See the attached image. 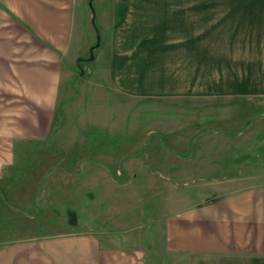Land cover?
Returning <instances> with one entry per match:
<instances>
[{"label": "crops", "instance_id": "crops-1", "mask_svg": "<svg viewBox=\"0 0 264 264\" xmlns=\"http://www.w3.org/2000/svg\"><path fill=\"white\" fill-rule=\"evenodd\" d=\"M87 1L0 0V264H264L263 166L253 170L247 164L245 172L238 167V174L223 180L226 186L189 190L200 195L168 207L169 201L189 191L173 190L161 181L165 174L158 175L147 163V158L156 161L169 171L166 177H177L175 163L186 166L188 176L210 170L226 155L215 152L213 142L234 138L227 133L232 129L212 126L189 135L181 122L170 121L164 138L154 137L161 152L139 156L156 178L152 177L151 190L160 191L164 200L140 210L136 225L104 221L110 229L90 224L44 233L25 231L29 220L50 216L47 200L57 193L64 200L81 202L98 187L86 180L92 168L82 174L56 168L51 152L55 142L50 143L60 123L61 105L75 95V60L88 54L90 44L82 45L80 39ZM99 1L108 2L102 4L101 24L110 39L100 60L109 63L104 70L115 95L181 100V112H227L231 117L238 111L229 103L264 100V0ZM90 56L80 60V69L83 61L98 57ZM173 128L181 133L173 144H188V149L179 151L166 143L176 133ZM46 143L47 152L33 157L31 149ZM167 148L191 154L184 158ZM22 155L25 162L17 167ZM44 162L49 164L45 168ZM95 169L104 182L99 194L107 199L112 180L122 182L113 178L111 168ZM55 170L73 178V184L59 190L43 188V178ZM165 180L172 183L171 178ZM105 210L113 215L122 212L111 205Z\"/></svg>", "mask_w": 264, "mask_h": 264}, {"label": "rangeland", "instance_id": "rangeland-1", "mask_svg": "<svg viewBox=\"0 0 264 264\" xmlns=\"http://www.w3.org/2000/svg\"><path fill=\"white\" fill-rule=\"evenodd\" d=\"M106 3L108 2L101 3L99 0H88L83 7L86 14L83 19L81 44L86 45L89 43L91 46L89 45L86 56L83 54L75 60L73 75L75 78L78 77L76 83L72 82L75 85V95L67 100L70 104L63 103V117L60 115L58 129L50 138L51 144L55 142L52 149H50L53 153L52 162L57 164L56 168L75 170L81 174L84 169L92 168L86 180L92 182V186L98 184V187L93 191H89L90 193L86 195L87 200L82 199L81 202L78 200L76 202L64 200L63 194L60 196L59 193L55 195L53 200L49 198L46 211L52 215L46 216L45 219L29 220L26 230L24 228L27 232L44 233L52 228H82L90 224L94 229H110L103 225L104 221L107 224H110V222L113 224L115 222H132L131 225H136L134 219H136L140 210L145 209L144 207L153 206L157 202L161 203V200H164L160 191L151 190L152 181L155 182L156 178L152 176L155 178L154 180L151 177V174L148 173L150 170L145 166L143 158L139 156L161 152L160 143L158 141L157 144V139L154 137L162 136L164 138V135L170 131L166 130L167 125L171 123L170 121H173L172 123L181 122L184 127H187L185 134L189 135L195 134L196 130L202 133L204 126L232 129L235 132L244 128L251 121L248 128L233 136L234 138L229 143L220 139L213 142L212 146L215 148V152L226 154L223 156L225 159L221 158L219 161H214V165H216L210 170L206 167L208 171L198 170L194 173L197 177L186 175L187 171L184 170L186 166H180L179 163L172 164V166H176L174 168L179 169L178 175H175L177 177H166L165 175L170 174L169 171L156 164V161L147 158L148 165L156 169L159 172L158 175L165 174L161 175V181H165L166 185L171 186L173 190L178 188L179 190L189 191L206 187L215 190L216 187L226 186L228 183L223 180L228 181L231 177H234V175L228 176L229 174H238V167L242 166L240 172H245L243 170H247L249 164L253 170L261 168V166H263L262 170L264 169L263 98L229 103V105L236 106L238 111L232 114L231 117V114L227 112H181L179 105L184 104L180 102L181 100L155 97L137 98L126 94L121 98L119 95H115L116 92L111 89L114 86H112L109 79V73L104 70V67L107 68L109 63L105 58L102 62L100 60V54L107 46V41L110 40H107V33L101 24L103 19L102 4ZM99 40V46L94 48L95 57L96 55L98 57L96 60L82 62L84 70V74H82L78 67V59L88 58L92 47L96 46ZM83 89V95L79 99L80 91ZM187 104L191 103L187 102ZM169 107L172 110L170 113L166 112ZM192 109H195V107H192ZM201 120H205L204 123H198ZM96 124H102L103 128L97 127ZM172 130L178 134L175 135L176 133H174L172 137L166 138V143H171L172 147L179 151L188 149V144L185 147L173 144V141L178 139L174 137H179L181 133L179 129L173 128ZM246 131L248 132L243 137H238ZM146 143L149 145L148 151L149 148L151 149L150 153L146 150L143 152ZM47 144L49 143L32 148L33 157L36 152L46 153V147H50V144L46 146ZM228 152H230V155H228ZM131 155L138 157H131ZM25 158L26 156L22 155V158L17 160V167L23 165L25 162L23 159ZM30 161L31 164L35 163L32 160ZM159 161L164 160L160 159ZM99 163L111 168L118 178L125 177L127 172L123 168L129 171L127 173L130 176L129 182L124 181L122 182L123 185H119L112 180L113 184L108 189L107 199L101 197L103 193L99 194L100 190L104 188V182L100 181V179L102 180L101 176L95 171V168L104 167ZM190 163L192 164V162L186 164ZM46 165L49 164L44 162V168ZM234 165L236 167L235 171H233ZM245 165L247 166L245 167ZM39 171L40 168L37 172ZM60 173L57 170L50 172L49 176L43 178L42 187H56L55 190H59L60 186L68 187L73 184V178L64 177ZM108 178L111 179L109 176ZM169 178H171L172 183L165 180ZM218 179L221 181H218ZM103 180H105V177ZM242 180L248 182L251 179L243 177ZM177 183L182 184L179 187ZM65 194L70 197L69 193L65 192ZM196 194L193 195L191 191L184 193L183 196L181 195V197L169 201L168 207H175L188 198L196 199L200 195L199 193ZM137 198L140 200H137ZM211 198H215V194L211 195ZM110 205L111 207L114 206L115 209L117 206L121 207V214L113 215L108 211L106 212L105 209H108ZM113 213L117 214L118 212L115 210ZM54 222H57L58 225L52 224ZM143 231L149 232L147 228Z\"/></svg>", "mask_w": 264, "mask_h": 264}, {"label": "trees", "instance_id": "trees-1", "mask_svg": "<svg viewBox=\"0 0 264 264\" xmlns=\"http://www.w3.org/2000/svg\"><path fill=\"white\" fill-rule=\"evenodd\" d=\"M99 42H100V40H99ZM99 42L96 44V46H93V47H92L91 53H93L94 48H96L97 45H99ZM93 55H94V53H93ZM79 65H80V63H79ZM80 70H81V72L84 71L82 65H81V69H80ZM77 79H78V78H75V79L73 80L74 83L77 82ZM74 86H75V85H74ZM59 113H60V115L63 117L62 105H61V107H60V111H59ZM250 123H251V121H249V122L247 123V125H245V127L242 128V129L239 130V131H236V132H227V133H228L229 135H232V136L238 135V134H240L241 132H243L244 129L248 128V126L250 125ZM145 150H146V146L144 147L143 152H144ZM167 150H168L169 152H173V153L177 154L178 156H180V157H184V158L189 157L190 154H191L190 151L187 152V153H181V152H176V151H174V150H171V149H169V148H167ZM99 165H102V166H104V167H106V168L109 169V167H108L107 165L103 164V163H99ZM109 170H110V169H109ZM110 171H111V170H110ZM112 174H113V178H114L116 181H118V182H124V181H128V180L130 179V176H129L127 173H126V175H125L124 178H118L114 173H112Z\"/></svg>", "mask_w": 264, "mask_h": 264}, {"label": "water", "instance_id": "water-1", "mask_svg": "<svg viewBox=\"0 0 264 264\" xmlns=\"http://www.w3.org/2000/svg\"><path fill=\"white\" fill-rule=\"evenodd\" d=\"M93 57H94V55H93V53H91V56H90L89 59H93ZM80 60H81V59L78 60L79 63H80ZM82 73H83V72H82Z\"/></svg>", "mask_w": 264, "mask_h": 264}]
</instances>
